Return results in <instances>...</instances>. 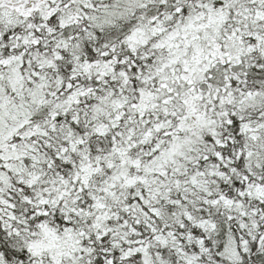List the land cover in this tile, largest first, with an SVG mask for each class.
Instances as JSON below:
<instances>
[{"label": "snow or ice", "instance_id": "6c2138e0", "mask_svg": "<svg viewBox=\"0 0 264 264\" xmlns=\"http://www.w3.org/2000/svg\"><path fill=\"white\" fill-rule=\"evenodd\" d=\"M0 264H264V0H0Z\"/></svg>", "mask_w": 264, "mask_h": 264}]
</instances>
